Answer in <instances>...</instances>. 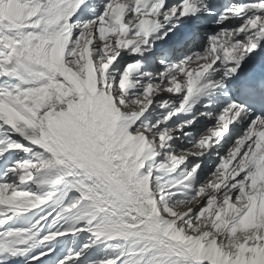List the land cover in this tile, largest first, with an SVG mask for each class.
<instances>
[{"label":"snow or ice","instance_id":"snow-or-ice-1","mask_svg":"<svg viewBox=\"0 0 264 264\" xmlns=\"http://www.w3.org/2000/svg\"><path fill=\"white\" fill-rule=\"evenodd\" d=\"M82 3L0 0V156L7 150L29 156L0 173V251L27 252L53 216L55 209L45 210L52 202L59 205L52 223L72 225L46 232L38 244L81 231L92 237L58 264L78 259L98 240L118 254L94 264H264V118L251 120L225 153L217 152L206 175L190 157L218 144L242 107H224L186 148L168 143L173 131L211 113L175 129L159 127L221 83L208 78L217 61L235 72L257 47L264 0L226 9L217 23L242 22L209 35L202 53L166 66L137 92L129 90L140 83L130 81L139 62L128 63L118 79L110 66L123 50L140 53L177 14L195 13L197 0L169 7L165 0H105L99 16L74 23ZM165 93L180 98L161 101L162 108L173 106L151 126L138 124L153 97ZM34 212L30 226L4 227Z\"/></svg>","mask_w":264,"mask_h":264},{"label":"bare ground","instance_id":"bare-ground-1","mask_svg":"<svg viewBox=\"0 0 264 264\" xmlns=\"http://www.w3.org/2000/svg\"><path fill=\"white\" fill-rule=\"evenodd\" d=\"M246 2H247V0H231V6L230 7H232L234 5L241 4V3H246ZM104 3H105V0H87V6H86L84 13L81 16H79L77 19H74L75 21H73V22L74 23L83 22L84 20H90L96 16H99L100 13L103 11ZM203 3H204V0H197V4L201 5ZM250 14L251 13H248L247 15H250ZM180 18H181V16H179L177 14V16L173 17L169 22L164 23L163 25L167 28H170L171 32H174V29L180 25ZM241 22H242L241 19H238L235 17L229 18L227 20L222 21L221 23H217V25H216L217 27L215 28V31L212 32L211 34L216 33L222 27H235L236 25H238ZM194 33H196L197 36H193L190 39V41L184 42V48L183 49H186V51H188L189 48H191L190 54L195 53V52H201L202 53L206 46L201 50H196L194 48H196V46L199 42L198 37H202L204 33H201L200 27H198ZM158 36H160V33L152 34V36L149 37V43L142 46V50L140 53H131L128 50L121 51L120 55L117 57V60L114 61L112 66H110L111 73H112V69L115 66L120 67V65L123 63L128 64V63L139 62L138 66L135 70L139 71L140 73H142L143 71L149 70L148 73L152 74L150 76V79L153 80V78L156 77V73L154 71H156L157 68H159V64H158V62H157V64L152 63V58L153 57L158 58L159 56L164 57L166 55L165 53H160L159 48L164 47V48H168V49H174L175 48L174 45H176V47H179V45L182 43V38L179 37V33H175V38H178L176 44L173 43L172 40L166 36H163V38H157ZM167 51L168 50H166V52ZM175 54H178V52L175 51ZM121 57H124V59H122ZM232 66L233 65L231 63H224L222 61H219V64L214 66L215 70L210 72L208 78L211 79L213 82H215L216 80H220L221 83L219 85H215L214 87L207 89L204 94H202L196 98L195 104H192L189 108H186L184 110L185 112L182 115H178L177 117H175V119H177V118L184 116L186 119L187 118L190 119L200 112H204V113H208L207 111L213 112V116H211V117L208 115L199 116L196 120H194L193 124L189 125L187 128H184V132H189V133H192L194 135L197 134V137H198L200 134L199 133L200 131H198V128L205 124V123H203V121L200 120L201 118H206V120H208V122H212V121H215V119H214L215 116L218 115L222 111V109L224 107H226L227 105L235 104L237 106L242 107V105L238 104V102L236 100V94L237 93H236L235 88L232 84V75L233 74H232V72L228 71V69L231 68ZM225 73H227V75ZM156 79H158V74H157V78H155L154 80H156ZM148 81L149 80H147L146 82H148ZM162 96L163 97H170L173 95H169L167 93H165L164 95H156L157 98H161ZM227 101H229V104L227 103ZM196 105H198L197 109H195ZM205 105H207V107H205ZM153 108H154V105H151L148 109L145 110V112L143 113V115L140 118H142L145 114H148V112L151 111V109H153ZM242 109H243V111L241 112L238 120L230 123V125H231L230 132L228 134L224 135L218 144H212L213 147L209 146L207 148V153L204 156H210L209 152L211 150H213V151H215V155H213V157L211 156V158H215V160H218V156L216 155V153L219 152L221 154L222 152H224L226 145L230 141V139L232 140V138L240 132V129L242 128L243 125L249 124L250 121L253 120L251 110L245 109L244 107H242ZM197 111H199V112L196 113ZM192 131H195V133ZM186 137L187 138L189 137V139L191 138L190 135H188ZM197 137H195V139ZM180 138H181V136H180ZM189 142H190V140H189ZM214 147H217V148H214ZM7 165H10V163L9 164H1L0 163V173H2L4 171V169L7 167ZM35 215H37V213H35V212L32 214H29L26 217L21 218L19 221H17L15 223V226H9L8 225L5 228L19 227V226H24V227L30 226V224L32 222L30 219L34 218ZM50 221H51V217L49 218V223H46L45 226L42 227L38 231L37 237L34 238L33 241L31 242L32 247L27 252H25L23 254H17V255H12L11 252H9V251L6 252L7 256L12 258L11 264H18L19 262H22V263L24 262L27 264H34V261L31 260L30 257L36 255L39 252L46 251L47 249H49V247L52 244H54V242L57 238H55L53 241H48V242H45L43 244L37 243V240L39 239L40 236H43L46 232L51 231L53 229V227L50 224ZM52 254H54L53 251L49 252L47 255H52Z\"/></svg>","mask_w":264,"mask_h":264},{"label":"rangeland","instance_id":"rangeland-1","mask_svg":"<svg viewBox=\"0 0 264 264\" xmlns=\"http://www.w3.org/2000/svg\"><path fill=\"white\" fill-rule=\"evenodd\" d=\"M184 54H187V52L183 51L180 55H184ZM121 58L124 59V57H121ZM158 58L154 57L153 63H157L159 61ZM158 63L162 64L161 62H158ZM172 63H175V62L171 61L170 63L167 64V66L171 65ZM126 65H127L126 63H123L120 65V67L115 66L112 69V74H114L118 79L119 74L123 71V68ZM161 69L156 70V77H154L153 80L155 78H157V74H159L162 71ZM146 72L148 73L149 70L143 71L142 73L133 72L131 74L130 81H133V82L139 81L140 83L135 85L129 91H132V92L139 91L142 84L145 83L147 80H150L149 76L144 75V73H146ZM178 97H179L178 94L170 96V97H163L162 96L161 98H157L156 96H154L153 97V103L151 104V105H154V108L151 109V111H149L148 114H146L142 118H139L138 124H147L148 126H151L158 119H162V117L168 111L171 110L173 105L169 104L168 106L162 108V107H160V102L163 101L164 99H169V98H170L169 100L178 101V99L180 98V97L179 98ZM151 105H149V107ZM183 113H184V111L183 112L181 111V112L177 113L176 115H182ZM209 113H211V111H209ZM187 119H189V118H187ZM187 119L184 116L177 118V119H172L171 121L167 122L166 124L165 123L160 124L159 127L161 129L164 127H171L173 129H175V126L177 124H179L182 121L187 120ZM203 120L206 121L205 119H203ZM205 126H206V124H204L203 126H200L198 128V131H200ZM244 129H245V127L242 128L240 133ZM179 131H173V133H172L173 140L168 142L170 145H172L173 149L186 148L189 145V140L193 141V140H195V137H197V134L194 135V134L190 133L191 138L189 139V137L187 138L186 136H184V129L179 130ZM192 132L195 133V131H192ZM180 136H181V138H180ZM233 139H235V137ZM230 141H231V139H230ZM232 143H233V140L229 143V146ZM5 147H7L6 144H5ZM210 147H213L212 144L210 145ZM226 150H227V148H226ZM226 150L224 151V153L226 152ZM206 152H207V149L204 150V155ZM204 155L200 156V157H190V160H193V161L200 160L202 162L201 168L199 170L201 175H206L207 172L211 171L215 167V163L218 161V160H215V158H211V156L213 157V155H215V152L213 150L210 151V153H209L210 156H204ZM28 158H29V156L27 154H25L24 152H21L18 150H7L4 152L3 156H0V161H2L0 163L1 164H9L10 163V165H11L16 159H28ZM8 166L9 165H7V167ZM57 207H58V210L56 211ZM52 209H55V211H53V216L51 217V221H50V224L53 227L52 230H57V229L63 228V227H70L72 225V221L68 220V219H60V220L56 221L55 223H52L53 219L56 217V213L59 211V205H56L52 202H49L48 205H46L45 210H52ZM24 217H26V216L20 217L19 220L21 218H24ZM19 220H17V221H19ZM30 220L32 221L33 218H31ZM17 221L10 222L9 226H15V223ZM91 240H92V237H90V234L86 231H81V232H78L75 234H68V235H65L62 237H57L54 244H52L49 247V248L53 249L52 251L55 252V254L52 256L46 255V257L43 259L41 264H58V262L61 259H63L65 256L69 255L70 253H74L76 251H81L82 245L86 242H91ZM116 254H118L117 251L111 247L109 242H106L103 240H98L91 247H89L87 249H83L81 256L78 259L74 258V259L68 261V264H94V262L99 260V259H105L109 256H113Z\"/></svg>","mask_w":264,"mask_h":264}]
</instances>
